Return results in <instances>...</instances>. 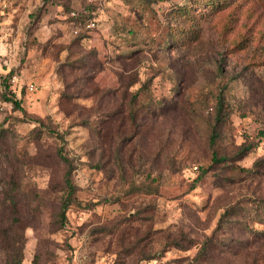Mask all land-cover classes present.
Instances as JSON below:
<instances>
[{
	"label": "rangeland",
	"instance_id": "obj_1",
	"mask_svg": "<svg viewBox=\"0 0 264 264\" xmlns=\"http://www.w3.org/2000/svg\"><path fill=\"white\" fill-rule=\"evenodd\" d=\"M218 1L0 0V264H264V0Z\"/></svg>",
	"mask_w": 264,
	"mask_h": 264
},
{
	"label": "trees",
	"instance_id": "obj_2",
	"mask_svg": "<svg viewBox=\"0 0 264 264\" xmlns=\"http://www.w3.org/2000/svg\"><path fill=\"white\" fill-rule=\"evenodd\" d=\"M210 2L208 3L211 6L217 5L218 4V0H209ZM91 12L88 11H70L69 13V18H70V22L73 26L74 29H76V33L75 36L80 40V41H92L93 39V33L92 31L95 28V23H94V19L92 18L93 15H90ZM89 22H93L94 25L91 27H86V24H88ZM82 26H84L85 28H83ZM83 28V29H82ZM78 29V30H77ZM100 51H103V53H105L104 49H94V53L97 55V60L100 58L98 55L99 53H101ZM104 55V54H102ZM104 60V59H103ZM99 61V60H98ZM99 63L101 64V61H99ZM6 101L11 102L16 108H21L20 107V101L18 99H16L13 95H10L9 97H5ZM212 140L214 137H211ZM58 155L62 157L61 154V150H58ZM223 159V158H221ZM64 182L67 186V201L65 203H63V200L61 202V210H65L68 205L71 203L72 200V196H73V187H72V182L70 179V172L69 169L66 170V173L64 174ZM4 191V190H2ZM61 211V216H63V212ZM19 264V262H18Z\"/></svg>",
	"mask_w": 264,
	"mask_h": 264
},
{
	"label": "built area",
	"instance_id": "obj_3",
	"mask_svg": "<svg viewBox=\"0 0 264 264\" xmlns=\"http://www.w3.org/2000/svg\"><path fill=\"white\" fill-rule=\"evenodd\" d=\"M93 25H94L93 22H89L88 24H86V27H91V26H93ZM75 32H76V31H75ZM27 89H28L29 91L34 90V89H35V85H34V83H28V84H27Z\"/></svg>",
	"mask_w": 264,
	"mask_h": 264
}]
</instances>
